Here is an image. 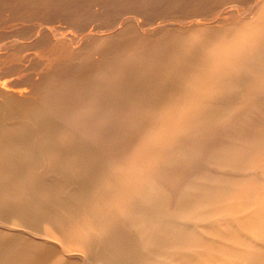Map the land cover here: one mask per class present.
Returning <instances> with one entry per match:
<instances>
[{"label": "rangeland", "instance_id": "374dc122", "mask_svg": "<svg viewBox=\"0 0 264 264\" xmlns=\"http://www.w3.org/2000/svg\"><path fill=\"white\" fill-rule=\"evenodd\" d=\"M0 77L46 98L0 112V264H95L154 231L129 203L169 181L136 264H264V0H0ZM35 193L44 220L8 199Z\"/></svg>", "mask_w": 264, "mask_h": 264}, {"label": "bare ground", "instance_id": "6f19581e", "mask_svg": "<svg viewBox=\"0 0 264 264\" xmlns=\"http://www.w3.org/2000/svg\"><path fill=\"white\" fill-rule=\"evenodd\" d=\"M243 13H244V11H243ZM160 19H162V18H160ZM166 23H168V22H166ZM155 27H157V26H155ZM65 29H67V28H65ZM57 35L61 36V37H59V40H61L60 42L64 41L66 43V44H60L61 48H65V49H68L70 51L77 49L80 46V44L82 43V39L79 37V34L78 35H70L68 37H66L67 35L64 36L61 33H57ZM190 37H191V35H190ZM12 38L15 39V37H12ZM64 38L67 40H65ZM257 65L258 64L254 61L249 62L248 64H246L245 62H242L240 64L241 67H250V68L255 67ZM90 75H92V72H91V69L88 68L87 70H84L83 73L80 74V77H83V76L89 77ZM74 79H75L74 76L71 78H68V79L66 78L65 81L59 82L57 84V85L61 84V86H62L61 92L59 93V95H60L59 100L58 101L56 100L57 106L60 104H63L65 101L71 99L74 94H77L76 93L77 90L74 89V83L72 85L68 86V81L73 82V81H75ZM240 81L244 82V80H240ZM256 88L259 89L260 86H256ZM37 97L42 102H43V99H46L45 96H43L41 93L39 94V92L35 91L32 88H30V90H27L26 88L19 87V84H17L15 82V79H9V80L4 79V80H2L0 77V112H2V117H9L11 115H15V116L20 115L22 118H24V116H22L21 114H17L16 111L20 110V108L23 107L24 108L23 113L25 114L27 112L28 114H30V111H29L28 106L26 105V102L28 103V102H31L33 100L35 101V100H37ZM240 139H241V137H240L239 132H234L233 134H231V138H230V140L227 141V143L230 144L231 147L237 146V145H239V142H236V141H239ZM44 144L45 143L43 141L37 139L34 142L33 147L40 148ZM48 144L55 146V145H57V141L56 140H50ZM2 145H3V143L1 144V141H0V146H2ZM228 147H230V146H228ZM180 158H182V157H180ZM27 177L29 178L30 182H32V181L34 182V177H35L34 174L28 173ZM170 192H171V194H170ZM179 193L180 192L176 191L174 186L170 184V181H169V183H166V184H163L162 182H160L158 184L155 183V185L151 184L146 191H144L143 193L140 194L141 198L138 202L132 201L129 203V208L131 209V212L133 211L132 213L137 218V220L135 222L136 225L134 226L135 228H137V227L142 228L143 225L149 223V224H153V227H155L154 231H148L147 228H144L140 231L138 236H135L134 238L128 239V242L126 243V245L124 244L123 241L121 244V241L115 240L113 237L112 238L104 237L103 238V239H105L104 241L110 240V242L112 243L110 246V251H108V252L103 251L102 252L103 248H99V250H97V252L102 257V260H100L99 262L96 261L95 264H136V262L132 260L134 257L133 254L135 252H138V250L140 248H144L145 245H147V243H148V241L144 243L146 238L144 239L143 236L145 234H148V233L153 234V236L159 234L172 221L171 220L172 214L170 211L171 208L169 207L167 202H164V199L166 197H168L169 199L176 200L177 197L179 196ZM32 196H34L36 199L39 200V203L42 204L41 207L34 204L30 198L18 199V198L11 196V197H8V199H13V200H11V203L14 206V208L18 211V213L23 214V212H25L26 214L29 215L28 218H31L33 220L34 219H41L40 214L45 213L46 208L44 206H45L46 202L42 197L39 196L38 193H35ZM80 200H82V198H80ZM173 209H176V207L174 206ZM33 210H35L36 212H34ZM41 220H44V219H41ZM7 222H9V223H7ZM7 222L6 223L8 225L14 224V222L10 221V220H7ZM52 223L57 224L56 222H52ZM7 227H10V226H7ZM123 245H125V246H123ZM84 248L86 250L88 249L87 253L91 252L89 250L87 244H86V247H84Z\"/></svg>", "mask_w": 264, "mask_h": 264}]
</instances>
